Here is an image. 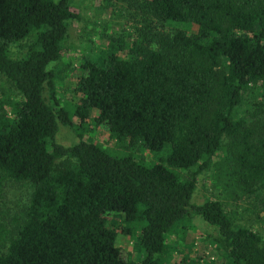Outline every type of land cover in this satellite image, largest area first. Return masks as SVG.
I'll return each instance as SVG.
<instances>
[{
  "label": "trees",
  "instance_id": "trees-1",
  "mask_svg": "<svg viewBox=\"0 0 264 264\" xmlns=\"http://www.w3.org/2000/svg\"><path fill=\"white\" fill-rule=\"evenodd\" d=\"M70 1L0 0V74L17 92H0V196L5 180L29 186L14 225L0 217V264H166V233L193 215L215 230L217 264H264L252 224H264V0H120L140 25L72 67L66 109L47 65L77 16ZM172 21L184 26H157ZM58 122L74 143L55 141ZM97 126L122 146L168 151L149 164L112 154L82 139ZM211 166L228 205L191 201ZM112 212L144 220L138 262L115 243Z\"/></svg>",
  "mask_w": 264,
  "mask_h": 264
},
{
  "label": "rangeland",
  "instance_id": "rangeland-1",
  "mask_svg": "<svg viewBox=\"0 0 264 264\" xmlns=\"http://www.w3.org/2000/svg\"><path fill=\"white\" fill-rule=\"evenodd\" d=\"M70 4L71 8L77 12V16L67 23V34L62 41L59 58L47 65L54 70L57 103L66 109L72 108L74 99L70 97L69 93V87L76 71L72 72V67L74 68L83 57L96 60L99 55L105 53V46L109 37H121L128 40L129 34L134 33L133 28L135 25H140V16L133 14V11L120 0H71ZM157 26L159 29L172 30L174 27H183L184 23L172 21L163 22ZM20 42L21 44L24 43L23 41ZM22 45L10 44V55L14 57L22 55L24 51ZM119 53L124 52L119 51ZM0 92L12 98L17 95L16 90L2 74H0ZM88 130L81 135L82 139L90 138L105 146L112 154L122 155L130 152L134 158L147 164L160 160L168 151L166 146L155 154L142 149L139 145L122 146L112 138L105 139L106 130L102 126H97L93 130L89 128ZM54 139L64 145H69L77 140V136L68 126L58 122ZM175 170L182 176L187 173L186 169ZM214 180L212 166L201 172L198 175L191 201L196 202L203 197H218L227 202L228 205L229 199L225 191L218 189L217 185L213 184ZM28 193L29 186L25 183L10 179L5 180L0 196V217L6 222L7 226L14 225V218H19L20 210L26 204ZM250 218L253 220L252 215H250ZM109 219L116 227L115 243L120 246L126 258L138 262L143 251L136 241L144 220L129 221L124 219L120 212H112ZM255 222H252L253 226L264 236V224ZM123 227L129 228L128 233L121 230ZM206 231L215 234V230L206 224L199 215L179 220L178 224L166 233V243L160 257L168 258L166 264H211V258H213L214 264H217L216 251L210 244L209 239L206 238Z\"/></svg>",
  "mask_w": 264,
  "mask_h": 264
}]
</instances>
